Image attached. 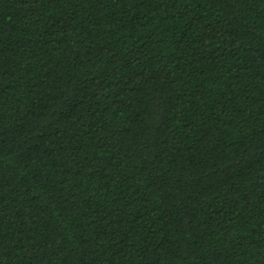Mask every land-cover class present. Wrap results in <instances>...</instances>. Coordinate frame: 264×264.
<instances>
[{
	"label": "trees",
	"instance_id": "trees-1",
	"mask_svg": "<svg viewBox=\"0 0 264 264\" xmlns=\"http://www.w3.org/2000/svg\"><path fill=\"white\" fill-rule=\"evenodd\" d=\"M0 264H264V0H0Z\"/></svg>",
	"mask_w": 264,
	"mask_h": 264
}]
</instances>
